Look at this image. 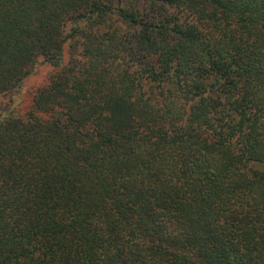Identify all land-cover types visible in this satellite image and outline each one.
Wrapping results in <instances>:
<instances>
[{
    "label": "trees",
    "instance_id": "trees-1",
    "mask_svg": "<svg viewBox=\"0 0 264 264\" xmlns=\"http://www.w3.org/2000/svg\"><path fill=\"white\" fill-rule=\"evenodd\" d=\"M0 264H264V0H0Z\"/></svg>",
    "mask_w": 264,
    "mask_h": 264
},
{
    "label": "rangeland",
    "instance_id": "rangeland-1",
    "mask_svg": "<svg viewBox=\"0 0 264 264\" xmlns=\"http://www.w3.org/2000/svg\"><path fill=\"white\" fill-rule=\"evenodd\" d=\"M51 71L52 68H50L49 65L40 64L35 74L25 81L23 94H21L25 105L30 103L31 93L35 88L43 84Z\"/></svg>",
    "mask_w": 264,
    "mask_h": 264
}]
</instances>
